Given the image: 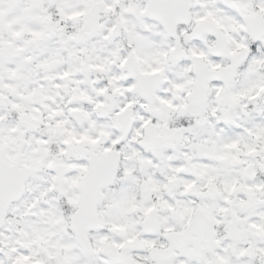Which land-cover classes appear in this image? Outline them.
I'll return each instance as SVG.
<instances>
[{"label": "snow or ice", "instance_id": "6c2138e0", "mask_svg": "<svg viewBox=\"0 0 264 264\" xmlns=\"http://www.w3.org/2000/svg\"><path fill=\"white\" fill-rule=\"evenodd\" d=\"M0 264H264V0H0Z\"/></svg>", "mask_w": 264, "mask_h": 264}]
</instances>
